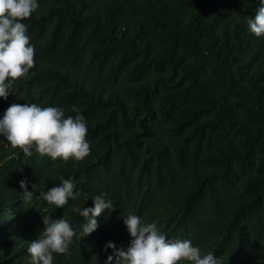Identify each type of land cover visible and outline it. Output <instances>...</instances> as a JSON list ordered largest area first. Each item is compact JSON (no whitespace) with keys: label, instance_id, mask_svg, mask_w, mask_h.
Here are the masks:
<instances>
[{"label":"trees","instance_id":"obj_1","mask_svg":"<svg viewBox=\"0 0 264 264\" xmlns=\"http://www.w3.org/2000/svg\"><path fill=\"white\" fill-rule=\"evenodd\" d=\"M22 22L34 64L10 103L75 105L87 122L82 160L31 156L0 137V264H30L42 218L79 229L83 196L55 207L38 190L72 177L74 191L113 201L98 227L53 264H103L126 247L122 216L156 221L223 264H264V36L247 27L258 0H38ZM27 178L31 202L17 183ZM83 204V205H82ZM179 264H191L181 261Z\"/></svg>","mask_w":264,"mask_h":264},{"label":"clouds","instance_id":"obj_2","mask_svg":"<svg viewBox=\"0 0 264 264\" xmlns=\"http://www.w3.org/2000/svg\"><path fill=\"white\" fill-rule=\"evenodd\" d=\"M39 7L38 0H0V99H7L13 82L29 72L34 64V47L26 34L27 25L22 21ZM248 29L257 37L264 36V0H258L255 14L245 20ZM12 92V91H11ZM75 115L65 116L62 107H41L36 103H10L0 114V137L13 148H20L24 155L31 156L33 150L52 159L67 161L70 157L79 161L90 152L85 139L87 122L79 109L71 106ZM59 183L45 190H38L39 199L55 207L63 208L71 198L83 196V204L91 198L89 207L77 209L84 218L79 229L68 219L42 218L43 231L29 241L27 252L30 264H53V253L67 254L68 245L79 232L80 238L92 233L97 227L96 217L105 209L111 210L113 201L104 192L92 197L80 190L74 191V178L58 177ZM20 199L31 202L34 193L27 178L17 181ZM82 204V205H83ZM123 224L131 239L126 247H118L111 240L106 241L102 250H111L103 264H223L219 256L208 251L202 253L199 246L189 239L167 238L159 230L156 221L148 222L129 212L122 216Z\"/></svg>","mask_w":264,"mask_h":264}]
</instances>
